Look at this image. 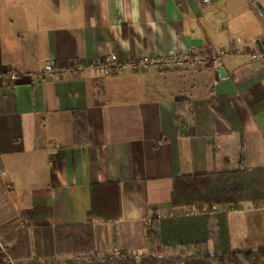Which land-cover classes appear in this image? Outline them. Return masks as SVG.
Returning <instances> with one entry per match:
<instances>
[{
  "label": "crops",
  "instance_id": "1",
  "mask_svg": "<svg viewBox=\"0 0 264 264\" xmlns=\"http://www.w3.org/2000/svg\"><path fill=\"white\" fill-rule=\"evenodd\" d=\"M261 12L264 0H0V264L113 262L105 260L113 250L136 264L197 260L213 253L219 215L231 251L259 260L264 200L182 216L172 198L183 177L264 179ZM220 49L236 52L222 75L103 77L93 68L110 54ZM48 63L60 73H45ZM10 73L17 80L7 86ZM180 99L189 115L178 116ZM178 121L190 136L178 134ZM55 230L73 237L68 253L46 251L42 239ZM143 237L147 248L136 246Z\"/></svg>",
  "mask_w": 264,
  "mask_h": 264
},
{
  "label": "trees",
  "instance_id": "2",
  "mask_svg": "<svg viewBox=\"0 0 264 264\" xmlns=\"http://www.w3.org/2000/svg\"><path fill=\"white\" fill-rule=\"evenodd\" d=\"M186 100H177L176 107L178 116L189 115V112L181 108V103ZM183 107V106H182ZM178 134L190 136L192 132L185 130V123L178 121ZM259 175L255 172L238 171V172H222L212 173L208 175L196 177H183L175 181L174 196L172 202L189 208L191 204L213 207L215 205L230 206L235 209L238 204L243 201L256 202L264 200V179H259ZM216 219V238L214 250L211 255L204 256L200 259L181 260L178 258H145L138 264H264V251L259 252L260 259L254 257L252 252H232L229 246V235L226 217L219 215ZM185 219H178L175 222L181 228H184ZM168 225V224H167ZM44 230L43 232H45ZM59 230L51 235L47 231L48 236L44 242L49 252L52 249L60 252L72 250L71 244L73 237H61ZM86 234V233H85ZM169 238L163 239L162 244H168ZM81 264H136L133 261L119 262H91Z\"/></svg>",
  "mask_w": 264,
  "mask_h": 264
},
{
  "label": "built area",
  "instance_id": "3",
  "mask_svg": "<svg viewBox=\"0 0 264 264\" xmlns=\"http://www.w3.org/2000/svg\"><path fill=\"white\" fill-rule=\"evenodd\" d=\"M202 4H208L209 0H200ZM236 54L232 50H218L211 57H206L201 53L193 50L180 53H171L167 56H142L140 58H133L129 60H119L115 54H110L101 61L94 64V69L103 77H117L133 73H185L190 71L205 70L212 68L216 70L222 66L223 62ZM252 60H261L258 54L251 56ZM78 68H73L72 74H77ZM44 72L47 74L60 73L51 63L44 67ZM17 76L14 73L7 74L5 77V85L12 86L16 82ZM207 210H188L183 211L182 216L205 215ZM131 257H136L131 255ZM126 256L121 254L119 250H113L105 257L106 261H119L125 259ZM66 262V260H65ZM71 264L79 263L76 258L69 260ZM6 264H14L9 258L6 259Z\"/></svg>",
  "mask_w": 264,
  "mask_h": 264
},
{
  "label": "rangeland",
  "instance_id": "4",
  "mask_svg": "<svg viewBox=\"0 0 264 264\" xmlns=\"http://www.w3.org/2000/svg\"><path fill=\"white\" fill-rule=\"evenodd\" d=\"M117 77H119V76H117ZM176 204H178V203H176ZM178 205H180V204H178ZM181 205H183V204H181ZM193 207H189V208H187V207H185L186 209H184V211H188V210H191L192 208L193 209H196V210H199V211H201V209L204 207V206H202V207H200V205H196V204H191ZM207 208V212L209 213V212H211L213 209H212V207H206ZM149 237V235H148V233H147V238ZM150 237H151V235H150ZM152 240V239H151ZM150 242H152V241H150V240H146V239H144V237L142 238V240L140 241H138V245H136L137 247H149V243ZM66 262H69L68 260H66Z\"/></svg>",
  "mask_w": 264,
  "mask_h": 264
},
{
  "label": "water",
  "instance_id": "5",
  "mask_svg": "<svg viewBox=\"0 0 264 264\" xmlns=\"http://www.w3.org/2000/svg\"><path fill=\"white\" fill-rule=\"evenodd\" d=\"M261 16L263 17V19H264V12H261ZM256 45L258 46V48H259V52H260V54L261 55H264V40H258V41H256ZM218 72H219V74L220 75H222L223 74V72H222V67L221 66H219L218 68ZM222 77H224V76H222Z\"/></svg>",
  "mask_w": 264,
  "mask_h": 264
}]
</instances>
